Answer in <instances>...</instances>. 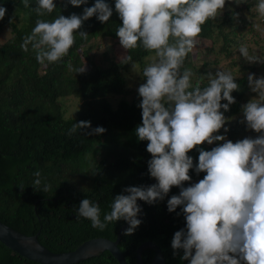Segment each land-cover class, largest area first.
<instances>
[{
    "label": "clouds",
    "instance_id": "9594fccd",
    "mask_svg": "<svg viewBox=\"0 0 264 264\" xmlns=\"http://www.w3.org/2000/svg\"><path fill=\"white\" fill-rule=\"evenodd\" d=\"M72 6L85 5L87 0H68ZM248 0H115V11L122 24L116 35L125 50L142 47L154 53L151 62L143 68L146 82L138 87L142 98V123L135 129L140 141H148L151 154L148 172L156 183L149 186H128L125 194H118L110 205V212L101 219L99 203L88 198L80 201L76 217H83L91 226L104 231L109 224L124 220L129 225L124 235H131L142 223L138 215L142 209L138 200L155 204L164 200L173 186L180 188L178 195L167 200V209L174 212L178 206L186 221V229L174 233L171 247L183 250L182 260L189 264H264V75H247V86L253 96L241 105L243 118L240 123L259 135L233 142L221 135L229 129L230 119L225 116L230 105L236 103L232 93L241 85L231 70L218 66L215 73L208 71L193 83L195 73L185 67V61L200 44L203 25L221 17L226 5L247 4ZM25 8L30 0H22ZM57 8L54 0H36L33 11L38 17L51 14ZM7 9L0 6V20ZM255 11L264 20V0H258ZM113 15V8L106 0H95L91 7H84L82 15L59 14L48 21L37 19L31 33L24 37L21 49L35 52L39 64L59 63L69 54L76 34L87 40L82 31L83 23L95 16L106 23ZM232 11V18L239 19ZM249 18V17H248ZM253 27L264 36L259 24ZM249 64H264V55L250 54L249 47L240 43L236 48ZM125 62L132 63L131 55ZM202 65V64H201ZM200 65V66H201ZM67 67L74 73H84L85 66L76 67L71 61ZM207 81L205 84L204 81ZM227 101L226 103H222ZM223 109V111H221ZM83 128H91L90 121L74 123L68 130L71 136ZM105 128H91L86 135H100ZM223 141L211 150L212 145ZM199 152L198 163L188 153ZM203 179L185 187L191 181L190 170ZM32 186L48 192L41 186L40 172ZM180 215V213H177Z\"/></svg>",
    "mask_w": 264,
    "mask_h": 264
},
{
    "label": "trees",
    "instance_id": "16d2710c",
    "mask_svg": "<svg viewBox=\"0 0 264 264\" xmlns=\"http://www.w3.org/2000/svg\"><path fill=\"white\" fill-rule=\"evenodd\" d=\"M106 2L113 8V15L108 22L101 23L95 16L89 18L80 29L88 33L87 40L77 33L75 44L62 61L42 65L35 59V52L30 45L27 52L20 47L24 37L35 27L36 20L51 21L59 14L82 15L83 8L93 6L95 0H87L85 5L80 6H72L68 0H54L57 8L44 17H38L33 11L36 0H30L28 8L24 7L22 0H0V6L7 9L0 20V31L9 28L10 32L0 44V222L25 235L36 234L37 241L52 252L72 250L92 237L114 239L117 229L127 223L120 220L109 224L104 231L94 229L88 219L76 217L81 200L88 198L99 203L103 220V216L111 210L114 197L128 194L124 192L126 187L156 183L148 172L147 162L151 159V154L146 150L148 141L138 140L135 134L136 127L142 123V109L138 107L142 98L136 93L129 102L120 99L115 107L106 99L109 93L123 91L122 71L131 64L125 62L126 55H131L132 63L136 62L142 70L144 58L154 53L142 47L125 50L123 59L101 67L90 65L84 73H74L67 67L69 61L80 67L83 60H89L88 53L92 45L87 43L90 39H119L116 30L122 21L115 11V0ZM257 2L254 3L250 18L264 25V20L255 11ZM229 25L234 29L235 25L228 15L222 14L219 21L209 20L203 25L200 39H209L213 49L214 39L219 37L221 46L218 51L222 50L227 56L230 52L226 47L233 40L227 38L231 32L223 31ZM261 53L264 55V49ZM189 58L190 54L185 61L187 68L191 66ZM236 65L239 72L235 75L236 82L241 85V90L232 93L236 103L224 113L226 117L232 118L227 126L230 137L244 132L256 133L247 129L240 120L243 118L241 105L246 103L244 97L250 90L247 75H258V65L244 64L242 60L237 61ZM193 70L198 78L200 71L197 68ZM66 96L80 98L74 117H63L59 99ZM226 102L222 100V103ZM79 121H90L91 128L101 126L106 131L100 135H86L91 132V128H83L69 136L68 130ZM112 128L117 129L118 133L114 149L107 151L110 156L103 155L96 161H86L84 155L93 154L97 150L95 145L102 143ZM217 144L214 142L212 145ZM197 147L206 149L209 146L203 144ZM188 154L193 157L194 165L198 163L199 152L196 149ZM86 162L90 163L88 169L81 170ZM37 171L41 174V186H49L47 193L32 186L37 179L34 175ZM77 173L88 176L85 185L72 182L70 177ZM189 174L193 179L204 177L206 173L197 175L193 168ZM190 182H184V186H189ZM179 192L180 188L173 186L164 200L155 204L137 201L142 209L138 215L142 223L131 235L123 234L129 225L121 229L117 243L127 264H134V251L145 240L153 242L160 249L164 264H189L188 260L180 258L182 249L176 250L174 256L171 247L174 233L181 228L186 229L182 206H178L174 212L167 209V200ZM151 256V249H142L144 264ZM0 264L40 263L11 252L0 243ZM72 264L117 263L104 250Z\"/></svg>",
    "mask_w": 264,
    "mask_h": 264
},
{
    "label": "rangeland",
    "instance_id": "374dc122",
    "mask_svg": "<svg viewBox=\"0 0 264 264\" xmlns=\"http://www.w3.org/2000/svg\"><path fill=\"white\" fill-rule=\"evenodd\" d=\"M257 0H248L247 4H241L239 6L232 5L231 9L226 5V8L223 12V15L231 16V23L235 25L234 29L231 25L226 27L223 32H231L228 33L227 38H232V43L229 44L226 49L228 50L229 55H225L222 50L218 51V48L221 46V39L218 37L214 39L213 49L210 47V40H201L200 44L196 46L193 53H190V63L191 66L188 68L192 69V71L195 73V76L193 77V83L195 84L197 79V73L193 70V68H197L200 73L199 75H205L208 71H212L215 73L217 70V67H223L227 70H231L234 75L239 74L237 71V65L236 62L239 60H242V63H247L242 57H240V54L238 51H236V48L240 43H244L249 47L250 54H259L262 55L261 51L264 49V36L261 35L260 32H258L254 27L253 24H259L257 21H254L251 17V13L254 11V3ZM238 12L239 19L234 20L232 18V11ZM222 17V16H221ZM221 17H218L216 21L221 20ZM249 17V18H248ZM252 17L255 16L253 15ZM248 25V27H247ZM261 29H264V25L259 24ZM10 35L9 28L3 29V31H0V44ZM88 45H92L91 50L88 53L89 60H83L82 66L84 65L87 69L88 66H106L110 62H116L124 58L125 56V49L120 45L119 39L115 38H106V37H94L89 40L87 43ZM154 54L149 55L144 58L143 60V66L142 70L140 69L139 65L134 62L136 65L135 68L132 67V64L129 66L127 65V68L122 71V76L124 79L123 84V91L121 93H109L106 95V99L110 103L112 107L116 106V103L123 99L127 102H129L132 97L138 93V87L145 83L146 78L142 76V71L145 66H147L148 63L151 62L152 57ZM202 64V65H201ZM201 65V66H200ZM258 65V77L261 75H264V64H257ZM187 68V67H186ZM199 78V77H198ZM255 93H252L250 90L245 94V101L246 103L255 96ZM62 110H63V117H74L75 112L77 111V108L80 103V98L74 97V96H66L59 99ZM232 120L230 118L227 123L226 127L228 126L229 122ZM112 130V131H111ZM105 139L102 143L95 145L96 151L93 154H87L84 155V159L86 161L91 160H98L103 155H109L110 151L109 149H112L115 146V136L118 133L117 129H111ZM221 135H226L227 139L232 140L233 142H236L237 140H241L245 137H253L255 138L258 136V133H250V132H244V133H238L232 135V137L229 136L228 133H224L223 128L220 130ZM117 137V136H116ZM223 143V141H218V144ZM205 145L209 146L205 150H211V148L215 147L213 145L207 144V142L204 143ZM217 146V145H216ZM120 148V146H119ZM114 149V148H113ZM108 151V152H107ZM199 156V155H198ZM90 163L83 164L81 170H87ZM80 173H77L74 176H71L72 182L76 184H83L85 185L86 180H88L87 175H82L81 177ZM80 177V178H79ZM200 179H203V177L193 178L190 182V184L198 182Z\"/></svg>",
    "mask_w": 264,
    "mask_h": 264
},
{
    "label": "water",
    "instance_id": "95a60500",
    "mask_svg": "<svg viewBox=\"0 0 264 264\" xmlns=\"http://www.w3.org/2000/svg\"><path fill=\"white\" fill-rule=\"evenodd\" d=\"M127 225V223L122 224L117 229L114 239L92 237L82 241L72 250L52 252L37 241L36 234L25 235L0 222V243L11 252L40 264H72L104 250L109 252L117 264H127L117 247L120 231ZM144 248L152 250V256L146 264H164L160 249L149 240L142 241L136 247L134 264H144L141 259V251Z\"/></svg>",
    "mask_w": 264,
    "mask_h": 264
}]
</instances>
